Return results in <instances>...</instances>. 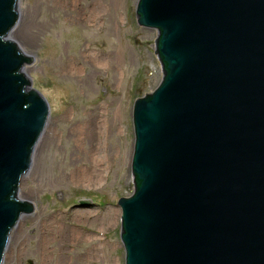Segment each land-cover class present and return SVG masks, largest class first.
I'll list each match as a JSON object with an SVG mask.
<instances>
[{"label": "water", "instance_id": "obj_1", "mask_svg": "<svg viewBox=\"0 0 264 264\" xmlns=\"http://www.w3.org/2000/svg\"><path fill=\"white\" fill-rule=\"evenodd\" d=\"M19 17L0 0V264L36 211L17 190L49 116L10 37ZM135 17L162 76L132 106L124 264H264V0H137Z\"/></svg>", "mask_w": 264, "mask_h": 264}, {"label": "rangeland", "instance_id": "obj_2", "mask_svg": "<svg viewBox=\"0 0 264 264\" xmlns=\"http://www.w3.org/2000/svg\"><path fill=\"white\" fill-rule=\"evenodd\" d=\"M109 2H103L97 25L84 28L65 22L68 11L59 0H18L19 20L25 21L21 37L12 33V40L36 60L23 70L31 88L47 98L49 116L18 191L21 200L35 202L36 211L21 213L2 264H124L116 201L133 191L132 105L157 86L162 72L156 31L136 22L137 0H120L119 7ZM84 51L100 53L102 64L80 59ZM73 60L74 72L68 74L64 63ZM92 115L97 129L86 148L94 154L85 157L77 130ZM47 134L52 139L46 143ZM93 158L101 160L100 176L80 183L77 173ZM82 199L90 203L80 206Z\"/></svg>", "mask_w": 264, "mask_h": 264}, {"label": "bare ground", "instance_id": "obj_3", "mask_svg": "<svg viewBox=\"0 0 264 264\" xmlns=\"http://www.w3.org/2000/svg\"><path fill=\"white\" fill-rule=\"evenodd\" d=\"M59 1L61 4L65 5L66 11H68V13H67L68 18L65 19V22L68 24H70L72 22V23H75L76 25H79V26L84 27V28L92 27V26L95 27V25H97L98 19H101L104 17V15H103L104 13L102 12V6H105L103 3L105 0H94L91 3H86V4H83L82 2L79 3L78 0H66V1L59 0ZM111 3H114V5H116L117 7L120 6V0H110L109 4H111ZM63 5H61V6H63ZM61 6H60V8H62ZM24 21H25V19L22 21L18 20L16 26L10 32L11 39H12V36H11L12 33L15 35L16 34L20 35V37H21V33H22L21 30L23 29ZM83 56L88 58L90 60V62L93 64L92 66H94V67L97 66V64H102L103 56H101L100 53L99 54L98 53L88 54L87 52L84 51V52H82V55H80V59H82ZM105 58H106V56H105ZM72 63H74V64H72ZM76 63H77V60H73V61L64 63L63 68H65V69H63V70L68 74H72L74 72V65ZM93 117H97V116L92 115V116L85 118L82 122V125L77 130L78 134L80 135L81 145L83 146L82 154L85 155V157H88V155L91 156L93 153V150L90 146H88L86 148L87 139L89 138V136H91V134L93 135L94 130L97 129V122ZM113 126H115V124ZM98 130H100V128ZM50 139H52V137L47 134L46 143L49 142ZM99 160L100 159L93 158L90 161L88 160V162H86L84 168H82L83 170H81L77 173V175H78L77 177H78L80 183H91L94 180L98 179V177L100 176L99 172H98V164L101 161V160L100 161ZM18 198H19V195H18ZM88 213L89 212H85L83 216L88 217L89 216ZM102 218L103 217H101V219ZM59 228H61L63 230L62 227H59ZM63 231H65V230H63ZM58 233H59V235H62V232L60 229H58ZM69 234L73 235L76 233H69ZM80 237H82V235H80Z\"/></svg>", "mask_w": 264, "mask_h": 264}]
</instances>
